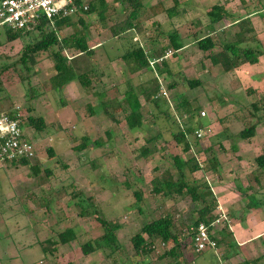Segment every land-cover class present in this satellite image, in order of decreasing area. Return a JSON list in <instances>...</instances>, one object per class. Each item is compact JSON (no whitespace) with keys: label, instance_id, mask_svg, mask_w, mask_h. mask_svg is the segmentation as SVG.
Wrapping results in <instances>:
<instances>
[{"label":"rangeland","instance_id":"rangeland-1","mask_svg":"<svg viewBox=\"0 0 264 264\" xmlns=\"http://www.w3.org/2000/svg\"><path fill=\"white\" fill-rule=\"evenodd\" d=\"M175 1L177 5L173 0H140L148 7H145L147 11L139 16L133 32L125 34V40L129 39L126 44L138 40L148 48L154 46L150 38L156 25L165 32L174 29L186 46L184 49L175 53L173 49L166 50L169 45L164 34L160 39L163 41L157 42V48L160 45L164 48V54L159 57L172 76L159 62L155 65L162 68L163 73L156 77L151 70L144 69L130 76L117 58L112 63L107 60L112 54L107 51L110 44L96 47L97 55L80 63L85 69L87 62L99 74L97 81L91 84L95 91L103 92V100L107 103L104 107L95 98L91 99V95L84 96L76 80L65 84L64 91L54 89L49 78L55 71L51 57L45 54L38 56L30 73L21 71L15 62L22 46L31 42L35 33L22 34L19 39L8 42L4 28L0 27V68L8 66L0 70V112L18 114L23 119L24 133L33 140L34 147V157L28 165L0 160V264H172V258H160L170 243L153 240L151 252L135 255L130 238L144 223L165 216L170 218L172 231L185 237L187 226L197 218L198 210L204 205L199 200L192 201L185 192L164 196L152 191V179L179 180L173 157L183 163V180L189 186L197 185L199 192L203 191L201 183H205L216 207L221 205L225 212L227 219L213 230L214 238H217L218 229L225 230L224 223L233 225L230 219L235 221L249 210L245 205L251 192L257 194V198H251L253 201L260 203L261 199L264 203V171L256 168L253 161L264 148V126L256 125L253 137L248 140L237 137L241 129L254 122L248 120L252 111L250 104L259 106L264 99V69L260 67L264 66V55L249 63L257 64L250 65L242 75L238 67L224 72L221 66L211 65L207 57L222 52L221 43L236 39L240 31H243L241 38H249L241 47L248 45L264 52V44L255 34L264 31V0L260 2L262 8L253 2L254 11L262 10L259 17L254 14L257 23L255 18H250L253 23L247 19L231 25V20L226 19L211 26L209 34L215 45L207 52L198 50L191 41L208 32L205 13L216 0ZM106 2L112 4L111 0H104ZM152 4H157V8L150 9ZM112 5L116 10L121 9L117 1ZM231 6L229 8L234 10ZM171 7L176 14L164 12ZM96 13L83 14L84 29L71 25L59 29L58 37L71 34L75 28L88 41L98 37L96 40L104 43L110 35L104 25L97 23ZM72 20L74 17L68 18L71 23ZM248 27L254 31L246 32ZM132 35L136 40L130 38ZM74 53L76 51L68 50L62 55L69 62ZM154 71L157 72L155 67ZM20 74H28L30 86L19 80ZM187 78L198 80L199 85L193 89L186 87L184 80ZM125 80L134 87L147 88L152 87L153 80L160 87L157 106L138 98L141 126L131 130L122 120L120 107L123 105L118 100L126 89ZM171 82L174 83L172 88L169 87ZM29 90L35 94L31 100L28 99ZM87 106L92 108L91 116ZM200 112H204L203 117ZM28 116H40L45 128L35 132L27 124ZM105 132L110 133L109 139ZM178 132H183L184 140L176 142L174 136ZM156 134L155 139L147 141ZM84 136L88 143L83 150H78ZM184 142L189 145L188 151L183 150ZM48 148L52 151L51 157ZM143 148L151 153L141 156ZM211 159L216 163L213 170L189 171L192 163L205 167ZM31 166L38 167L37 174L30 170ZM45 168L48 173L44 172ZM134 193L140 194L137 202ZM77 200L81 206H87L89 201L93 208L80 212L81 207L75 206ZM206 200L209 197L206 196ZM215 212L213 209L211 216H216ZM97 218L119 224L114 232L118 248L110 254L107 250H98L84 256L81 245L103 233ZM65 229H71L75 239L64 245L56 243V235ZM226 232L221 248L204 252V260L197 261L196 254L192 255L197 261L195 264L205 261L206 264H245L242 260L264 264V247L253 244L252 248L241 252L237 246L227 245L230 236ZM54 240V245L48 243ZM262 243L264 245V241ZM259 255L262 257L258 258ZM179 261L185 264V255L180 256Z\"/></svg>","mask_w":264,"mask_h":264},{"label":"trees","instance_id":"trees-1","mask_svg":"<svg viewBox=\"0 0 264 264\" xmlns=\"http://www.w3.org/2000/svg\"><path fill=\"white\" fill-rule=\"evenodd\" d=\"M99 3L97 5L94 4V0H86L83 2L82 0H77L78 4H84L87 6V10L83 12V14H90L97 9V23L99 25H104L106 29L110 30L111 35L114 37L119 38H125V34L132 31L134 28V24L136 21V18L140 14V10L142 8L140 0H117L121 4V13L123 14V19L118 23H111L108 24L105 20L104 15V9H102V6H105L104 0H98ZM167 14H171L174 12V8H169L166 10ZM206 17L209 23V30L212 31L211 25L219 22L224 17H227V14H225L224 9L221 5H214L211 7L210 10L206 12ZM96 23V24H97ZM248 24V22L246 21ZM71 25H79L82 29H84V22L82 18L74 17V20L72 23L68 21V18L63 20H57L53 24H49L47 21H41L32 31L25 32L24 34L32 33L34 32L35 35L32 38V41L27 42L24 46H22V49L20 51V54L17 58L18 66L21 67V71H24V73H30L33 69V67L37 64V58L41 54H45V56H49V58L52 60V66L54 68V75L49 78L52 81V87L54 89H57L58 91L63 88V86L69 82H74L75 80L78 82V85L80 89L84 93H91L95 95L98 99V104L104 107L107 103L103 100V92L102 91H95L93 89V83L94 81H97L99 78V74L95 73V70L87 63L86 68L82 69L80 66L81 62L87 61L86 58L91 55V50L86 44L85 37L80 35L79 32L73 28V32L69 35H66L64 37H58L57 31L59 29L69 27ZM251 28L248 27L247 31H250ZM4 33L6 36V40L8 42H12L14 40H17L22 35L21 32L16 31L12 32L9 30L4 29ZM242 34L243 31H240ZM169 42L174 50L180 49L183 45L180 44L176 39V34L170 33L168 35ZM249 41V38L243 39L239 35L236 36V39L232 40L228 43H221L222 52L214 55L207 56L209 59V63L211 65H219L222 67L224 72H228L234 68H237L243 64L251 63L254 61L258 56L264 55V52L261 49L258 48H251L248 45H245L244 47H241L240 45L244 44V42ZM195 43L198 50L202 52H207L211 50L215 43L214 41L209 37V35H204L199 38H195L192 40V43ZM247 44V43H245ZM72 50L76 51L74 55L68 60L62 55L63 52ZM162 54L158 55L157 59L149 60L148 56L142 52V50L139 47H126L125 51L122 55L119 56V59L125 64L127 70L129 73L133 74L139 70L146 69L151 70L155 75L163 73V69H158L155 65V63L159 62V64H162V67L165 68V61H161L162 58L159 57ZM157 60V61H156ZM159 60V61H158ZM161 61V63H160ZM8 66H2L0 70L6 69ZM154 67L157 72L154 71ZM162 69V70H161ZM166 73L167 69L165 70ZM169 74V73H168ZM171 75V74H169ZM172 76V75H171ZM29 76L28 74L26 76H23L22 74L19 75V80L23 83L26 82L27 86L29 85ZM186 87L193 89L199 85L198 80H184ZM152 87H141V86H132L128 82L126 83V89L123 91V97H122V107H120V110L122 111V120L125 122L126 127L131 130L135 128H139L141 126V115H140V104L138 102V98L141 97L143 100H147V102L153 103L155 106H157L158 101L160 100L159 95V87L155 83H153L152 80ZM174 83L169 85V87H173ZM94 90V91H93ZM29 97L28 99L31 100L35 97V94L29 90ZM118 104V105H119ZM260 105L257 106L256 104H250L251 107V114L248 116V120L253 119L254 122L249 123L246 125L243 129H241L237 133V137L241 140H248L253 137L254 130L256 125L261 124L264 126V99L261 100ZM88 107V106H87ZM88 115L91 116L92 108L88 107ZM29 111L30 109L27 108ZM13 114V113H12ZM165 116L167 115L166 112H164ZM14 116V114H13ZM27 124L28 126L32 127L35 132H40L45 128V124L43 119L40 116H28L27 117ZM108 136V139L110 138V133L105 132ZM158 136L156 134L154 137L149 138V141H152ZM30 138V137H29ZM176 142L184 140L183 132H178L176 136H174ZM88 143V138L86 136L82 137L80 145L77 147L78 150H83L85 146ZM97 143V142H96ZM184 151L189 150V145L184 142ZM48 156H52L51 149H47ZM151 153V150L148 148H143L140 151L141 156H147ZM33 159V158H32ZM31 159V160H32ZM254 163L256 165V168H258L261 171H264V148L261 151V154L257 155L254 158ZM19 165L25 166L28 165V160H21L18 162ZM173 163L178 170V174L180 176L179 180L172 182L171 180H161L157 181L156 179H152L153 181V187L152 191L154 193H162L164 196L169 195L171 192H174L176 194H182V192H185L189 194L192 201L199 200L202 204H204L197 213V218L192 221L188 227H195L199 223H204L205 225H209L213 220L214 216H211V211L215 209V201L214 198L211 197L212 193L207 187L205 183H201L202 190L203 191H197V185L189 186L184 180H183V174L181 172V169L183 167V163L180 162V160L176 157H173ZM216 167V163L214 159H211L208 161V164L204 166H200L199 164L192 163L189 165V171L195 172V171H201L202 173L206 171L213 170ZM30 170L33 173H36L38 167H29ZM37 168V169H36ZM44 172H49L44 169ZM37 174V173H36ZM34 174V175H36ZM253 180H256L254 178ZM78 196H82L80 192L77 193ZM73 196V195H72ZM206 196L209 197V200H206ZM134 197L136 199V202L140 200V194L134 193ZM251 198H254L252 196L248 197V204L246 205L248 209L251 208H261L264 207L263 201L258 200L260 203H256V201H253ZM82 199V198H81ZM80 199V201H81ZM255 200V199H254ZM257 200V199H256ZM88 201V200H87ZM75 206L81 207L80 212L85 211L86 208H93V205L91 203H87V206H81V202L78 200L76 201ZM213 208V209H212ZM83 215V214H82ZM97 222L100 225L103 233L99 238H95L90 242H85L81 245V253L85 256L92 252L98 251V250H104L108 251V254L113 253L118 248V243L115 237L114 232L119 228V224H117L115 221H108L104 220L102 218H97ZM222 229V230H221ZM218 229L216 231L217 238H215L216 241V248L221 247L224 244V230L223 228ZM75 239L74 232L71 229H65L64 231L58 233L56 235V243L64 245L67 244ZM159 240L162 244H168L170 243L171 246L168 248L166 252L162 254L161 257H170L173 259L172 264H180L179 261L180 256L188 254L185 252V249L190 250L193 252L192 245H191V238L189 234H185V237L182 234L177 235L172 231V225L170 218L165 217H159L155 220H151L147 223H144L138 232H136L131 238L130 243L132 246V249L134 250L135 255H146L149 252H151V246L153 240ZM51 245L55 244V240L53 242H48ZM232 242L229 240L227 242V245L230 247L233 246L231 244ZM212 251V250H211ZM185 262V260H183ZM185 264H190L189 261H186ZM245 264H251L250 262H245Z\"/></svg>","mask_w":264,"mask_h":264},{"label":"crops","instance_id":"crops-1","mask_svg":"<svg viewBox=\"0 0 264 264\" xmlns=\"http://www.w3.org/2000/svg\"><path fill=\"white\" fill-rule=\"evenodd\" d=\"M83 2H85L86 0H82ZM95 2H94V4L95 5H97L98 3H99V1L98 0H94ZM114 1H117V0H111V2H112V4H113V2ZM174 1V4L175 5H177V1H175V0H173ZM255 1V3H256V6L257 7H259L260 6V8H262V6L260 5V2L262 1V0H232L231 2L230 1H228V0H216L215 1V3H213V4H211V5H209L206 9V12L208 11V10H210L211 9V7L212 6H214V5H221L222 7H223V9H224V12H225V14H227V17H224L222 20H220L219 21V23L220 22H223V20H231V25H235V24H237L238 22H241V21H243V20H247V19H250V18H252V20L255 18V21L254 22H256L257 23V21H256V17H254V14H256V15H258L257 17H259V15L262 13L261 11L262 10H258V11H254L253 10V8H256V6H255V3H253ZM96 2H98V3H96ZM118 2V1H117ZM119 3V2H118ZM173 3V2H172ZM231 3H234V5H230ZM105 4V3H104ZM106 4H107V2H106ZM105 4V6H102V9H104L105 11H104V14L106 13V15H105V20L107 21V23L108 24H110L111 25V23H118V22H120L122 19H123V14L121 13V9L120 10H116V8L114 9V7H113V5L109 2L107 5ZM111 4V5H110ZM120 4V3H119ZM175 5H174V7H175ZM191 5H192V3H191ZM120 6H121V4H120ZM141 6H142V8H141V10H140V14H139V16H142L143 14H145V12L147 11V9L146 8H148V7H146V6H144V5H142L141 4ZM229 6H231V7H234V10H231L230 8H229ZM146 7V8H145ZM150 7V9H156L157 8V4H152V7L151 6H149ZM235 8H238L239 9V11H237ZM248 8H251L250 10H248ZM159 9V8H158ZM167 10V9H166ZM164 11V12H166L167 13V11ZM97 11V10H96ZM96 11H94V12H96ZM176 11H174V13H175ZM182 12H184V9H182ZM239 12V13H238ZM176 14V13H175ZM206 14V13H205ZM264 14V13H263ZM96 15H97V13H96ZM120 15H121V18H120ZM82 16H85V15H81L79 18H81ZM139 16L136 18V21H135V24H138V20H139ZM78 18V17H77ZM73 21V20H72ZM249 21V20H248ZM156 22V21H155ZM154 22V23H155ZM250 22L251 23H253L252 21H251V19H250ZM218 23V22H217ZM134 24V25H135ZM155 24H157V23H155ZM214 25V24H213ZM213 25H211L212 27H213ZM254 25V24H253ZM230 26V25H229ZM136 26H134V28H135ZM207 30H208V32H206V34L205 35H209V37H210V35L211 34H209L211 31L209 30V23H207ZM134 28L132 29V31H130V32H133V30H134ZM221 32H223V30H220ZM251 31H254V28L252 29L251 28V30H250V32ZM106 32H107V34L108 35H110V37L108 38V40L107 41H105L104 43H102L101 44V42L100 41H97L98 40V37H96L95 39H92L91 41H88L86 38H85V41H86V44H87V46L89 47V49L91 50V55L89 56L90 58L91 57H93L94 55H97L96 54V52H97V50H96V47H100V46H105L106 44H110L109 46H108V50L107 51H110L112 54H111V56H109L108 55V57H107V60H109L110 61V63H112V61L114 62V60H116V58H117V60H119L121 63H122V65H123V67H125V69L127 70V68H126V66H125V64L119 59V56L120 55H122L123 54V52L125 51V49H126V47H139L141 50H142V52L144 53V54H146L147 56H148V58H149V60L151 61V60H154V59H157L158 58V55L159 54H164V48L163 47H161V45H160V48H157V42H160V39L161 38H163V34L165 35V38L167 39V45H169V47L168 48H165L166 50L168 49H173V47L171 46V44H170V42H169V38H168V35L170 34V33H175L176 34V39H177V41L180 43V44H182L183 46L180 48V50L181 49H184L186 46H184L185 44H183L181 41H182V38H180L179 36H178V34L174 31V29H170V31H163L158 25H156L155 26V32H154V34H153V36H152V38H150V40L154 43V46L152 47V46H149L148 48H146V47H144V45H141V42L139 43L138 42V40H136L135 38V36L134 35H132V36H130V38L132 37V40H136V42H133V43H131V42H129L128 44H126L127 43V41L129 40V39H126L125 40V38L123 39V38H119V37H116V36H112L111 35V33H110V30L109 29H106ZM129 32V33H130ZM246 32H248L247 31V29H246ZM98 33H96V35H97ZM256 36L258 37V39L261 41V43L262 44H264V31H256ZM240 36V32L239 33H237L235 36ZM242 35V34H241ZM204 36V35H203ZM125 37H127V36H125ZM202 37V36H201ZM241 37V36H240ZM97 39V40H96ZM147 40H148V38H146ZM243 39H246V38H243ZM163 41V40H162ZM161 41V42H162ZM91 42H95V43H91ZM160 42V43H161ZM191 43H192V41H191ZM193 44H195L194 42H193ZM113 45V48H110V46H112ZM197 48V47H196ZM112 49H114V50H112ZM179 50V49H178ZM71 50H69V52H70ZM177 50H174L173 49V53H175ZM113 52H115V54H113ZM153 56H154V58H153ZM152 58V59H151ZM258 58V57H257ZM263 61H264V59H262ZM183 64V63H182ZM257 63H254V64H249V63H246V64H243V65H241V66H239L238 68H239V70H240V73H241V75L243 74V73H245V71H247L251 66L250 65H256ZM258 66V65H257ZM92 67V66H91ZM260 67H262L263 69H264V66H260ZM255 69V68H254ZM144 70H146V69H144ZM149 70V69H148ZM147 70V71H148ZM238 70V69H237ZM142 70H139V71H137V72H135V73H133L132 75H131V73H127V72H125V73H127V74H130V76H133V75H136V74H138L139 72H141ZM264 72V71H263ZM124 74H121V76H123ZM154 76L156 77V75L154 74ZM242 78H245V77H243L242 76ZM242 78H240V79H242ZM261 78V77H260ZM259 78V79H260ZM129 79V78H128ZM127 79V80H128ZM187 79H189V78H187ZM261 80V79H260ZM126 81V80H125ZM246 81H248V82H250V83H255V81H252V80H247V78H246ZM129 83V84H131L129 81H126V82H124V86H126V83ZM138 84V83H137ZM171 84H173V82H171ZM170 84V85H171ZM132 86H134L133 84H131ZM65 86H67V85H65ZM250 86V85H249ZM175 88H177V85L173 88L174 90H175ZM62 90L64 91V87L62 88ZM94 91V90H93ZM83 93V92H82ZM84 94V96H90L91 97V99L92 98H95L96 100H97V103H98V99L99 98H97L95 95H93L91 92H89V93H83ZM119 101H121L122 100V98H119L118 99ZM31 139V138H30ZM32 140V139H31ZM33 141V140H32ZM201 172V171H200ZM255 181V180H254ZM257 182V181H256ZM255 192V191H254ZM254 192H251L252 194H250L249 196H252V197H256L257 198V194L256 195H253V193ZM256 193V192H255ZM249 196H247V199H248V197ZM259 200H261V199H259ZM247 205V204H246ZM245 205V206H246ZM221 206V205H220ZM227 218V217H226ZM230 221H231V223L233 224V225H230V224H227V222L226 223H224V225L226 226V228H224L225 230H224V232L225 231H227L226 233H229V234H227L228 236H230V241L232 242L231 244L235 247V246H237L238 248H237V250L239 249L241 252H243L244 250H246L247 248H252V245L254 244V246H259V247H264V245H262L263 243V241H264V207H261L260 208V210L259 209H249L248 211H247V209L245 210V214H244V216H240L239 217V219H236L235 221H233V220H231L230 219ZM263 240V241H262ZM255 242V243H254ZM221 248V247H220ZM210 250H208L207 252H209ZM187 252H189V254H190V258H191V260H190V264H195V262H197V261H200L201 259L202 260H204V255H203V253L204 252H206V251H204V252H200V253H195L194 251L192 252V251H190V250H188ZM264 253V252H263ZM193 254H196V258L195 259H197V261L195 260L194 261V257L192 256ZM189 256V255H188ZM259 257H262V256H258V258ZM185 259H186V261L188 260L187 259V256L185 255ZM244 263H245V261L244 260H242ZM204 262V261H203ZM251 263V262H250ZM254 263V262H253ZM201 264H206V261L204 262V263H201Z\"/></svg>","mask_w":264,"mask_h":264},{"label":"built area","instance_id":"built-area-1","mask_svg":"<svg viewBox=\"0 0 264 264\" xmlns=\"http://www.w3.org/2000/svg\"><path fill=\"white\" fill-rule=\"evenodd\" d=\"M86 10L87 6L78 4L77 0H0V27L24 34L34 30L41 21L53 24L57 20L80 17ZM200 116L203 117L204 112H200ZM32 144L24 133L23 119L18 114L0 112V160L29 161L34 157ZM215 209L216 216L213 215L214 220L209 225L199 223L187 229L195 253L216 249L213 230L227 218L221 206Z\"/></svg>","mask_w":264,"mask_h":264},{"label":"clouds","instance_id":"clouds-1","mask_svg":"<svg viewBox=\"0 0 264 264\" xmlns=\"http://www.w3.org/2000/svg\"><path fill=\"white\" fill-rule=\"evenodd\" d=\"M159 94V93H158Z\"/></svg>","mask_w":264,"mask_h":264}]
</instances>
